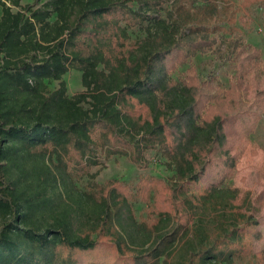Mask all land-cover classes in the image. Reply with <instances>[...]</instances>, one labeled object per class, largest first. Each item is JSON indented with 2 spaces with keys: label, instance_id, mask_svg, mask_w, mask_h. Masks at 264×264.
<instances>
[{
  "label": "trees",
  "instance_id": "obj_1",
  "mask_svg": "<svg viewBox=\"0 0 264 264\" xmlns=\"http://www.w3.org/2000/svg\"><path fill=\"white\" fill-rule=\"evenodd\" d=\"M170 1L0 0V264H81L103 239L131 264L243 259L258 222L239 189L224 177L202 189L214 158L235 166L219 100L207 107L191 67L176 74L217 37ZM108 146L135 163L154 154L173 210L140 219L118 187H80Z\"/></svg>",
  "mask_w": 264,
  "mask_h": 264
},
{
  "label": "rangeland",
  "instance_id": "obj_2",
  "mask_svg": "<svg viewBox=\"0 0 264 264\" xmlns=\"http://www.w3.org/2000/svg\"><path fill=\"white\" fill-rule=\"evenodd\" d=\"M203 1L211 4L204 9ZM32 2L22 0L23 5ZM174 2L185 3L195 15L217 30L213 32L217 37L215 48L192 58L176 74H183L191 67L200 79V94L203 93L205 100L210 97L207 107L219 100L217 107L225 117L227 145L235 158V166L231 168L226 162L214 158L202 189L211 182L219 183L223 177L228 185L239 189L238 202H244V210L256 219L258 225L251 229L250 246L237 264H254L256 260L252 255L264 252V5L255 4V0ZM200 5L203 9L198 10ZM134 39L135 34L131 33L130 42ZM65 80L71 96L84 91L78 71H70ZM56 85L53 82L50 87ZM238 86L239 95L235 91ZM140 108L136 106L135 109L147 117L146 110ZM112 153L115 151L109 146L100 153L103 154L100 164L78 179L80 187L89 189L95 185L100 190L118 187L130 198L140 219L150 218L158 211L173 210V193L162 180L169 172L163 165H156L154 154L145 155V160L135 163L130 156ZM256 232L261 234L260 239L254 235ZM99 248L97 252L76 256L81 264H131L129 257H120L115 252L108 239H103Z\"/></svg>",
  "mask_w": 264,
  "mask_h": 264
}]
</instances>
